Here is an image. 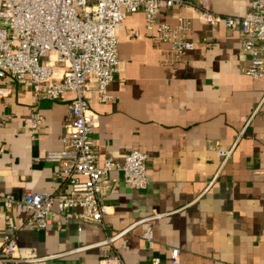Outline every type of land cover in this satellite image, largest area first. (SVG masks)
<instances>
[{
  "label": "crops",
  "instance_id": "crops-1",
  "mask_svg": "<svg viewBox=\"0 0 264 264\" xmlns=\"http://www.w3.org/2000/svg\"><path fill=\"white\" fill-rule=\"evenodd\" d=\"M251 1L207 0V7L240 17ZM200 4L184 0L157 17L170 26L177 18L189 22L193 49L178 60L144 29L141 12L128 14L118 33V70L106 87L108 100L98 102L93 86L86 94L97 116L91 146L98 164L106 158L121 163L129 150H139L147 156L146 189L131 191L119 172H110L107 214L99 222L72 219L37 232L23 226L21 205L6 211L0 203V240L15 228L17 253L41 259L19 264H98L99 248L86 247L119 233L105 248L122 264H149L152 257L159 264H264V76H245L238 34L201 23ZM0 93V199H19L25 190L64 193L56 165L44 155L61 149L73 94L54 102L35 99L29 86L6 75ZM35 112L43 120L37 130L29 126ZM230 148L222 164L217 152ZM149 217H155L151 249L135 224Z\"/></svg>",
  "mask_w": 264,
  "mask_h": 264
},
{
  "label": "built area",
  "instance_id": "built-area-1",
  "mask_svg": "<svg viewBox=\"0 0 264 264\" xmlns=\"http://www.w3.org/2000/svg\"><path fill=\"white\" fill-rule=\"evenodd\" d=\"M199 1L198 20L209 27L221 26L236 32L238 55L247 60L245 76L252 80L262 78L264 0L251 1L248 11L240 17L213 14L207 7V0ZM183 3L184 0H0V78L6 75L16 84L29 86L35 99L54 102L66 93L73 94L69 116L62 126L61 149L44 155L45 162L56 165V177L66 191L56 194L25 190L19 199L11 194L0 199L6 211L15 205L23 207L27 213L23 226L37 232L51 225L60 229L72 219L99 222L107 214L103 198L110 187V172H119L122 184L131 191L146 189L147 156L139 150H129L121 163L106 158L98 164L91 146L97 116L91 112L86 94L93 86L98 102L108 100L106 87L118 70V33L128 14L142 13L144 29L154 32L156 42L168 46L173 60L190 52L193 44L187 39L188 20L177 18L174 26L157 21L163 10L180 7ZM137 35L136 31L132 32L133 37ZM251 116L245 120L243 129ZM42 121L35 112L29 126L37 130ZM231 151L232 148L217 152L222 164ZM154 218L135 222L142 226V237L148 249L152 247L149 223ZM4 219L7 220L8 215ZM14 230L11 228L0 240V264L41 260L17 253ZM120 234L86 247L99 248L98 264H122L105 248ZM81 249L84 247L76 250ZM177 253L176 249L170 250L171 262L177 260ZM149 264H159V258H150Z\"/></svg>",
  "mask_w": 264,
  "mask_h": 264
}]
</instances>
